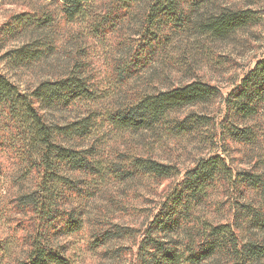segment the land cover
<instances>
[{
	"label": "trees",
	"instance_id": "1",
	"mask_svg": "<svg viewBox=\"0 0 264 264\" xmlns=\"http://www.w3.org/2000/svg\"><path fill=\"white\" fill-rule=\"evenodd\" d=\"M52 1L59 3L69 22L88 24L100 36L117 26L120 15L112 13L121 10L139 19L136 34L141 39L130 47L129 62L118 66L117 80L123 82L153 58L168 54L176 36L194 32L219 41L261 22L259 10L228 6L220 0H113L105 14L96 13L93 0ZM26 23L45 30L54 26L55 17L34 14ZM42 37L7 56L19 65L42 60L54 50L51 39ZM84 66L76 61L66 75L40 81L30 89H23L0 70V142L17 152L20 182L30 179L33 184L32 190L14 199L19 212H31L36 228L16 264H72L53 239L83 227L82 211L70 206L74 196L87 199L101 190L104 181L128 183L138 177L163 180L182 175L175 164L130 151L119 155L120 161L109 158L101 149L105 135L100 132L106 125L119 133L150 130L159 139L195 135L210 141L217 137L224 149L200 158L184 172L145 229L108 221L98 232L101 243L115 237L135 238L139 233L136 264H264V53L224 98L220 120L199 113L177 116L186 107L220 95L216 85L202 80L144 92L117 107L100 109L94 105L109 94L92 81ZM79 103L86 109L84 115L68 122L48 119V112ZM226 140L259 146L255 169L228 162ZM219 188L226 198L214 202L215 211L226 208V213L223 210L217 219L207 208ZM9 245L0 241V262Z\"/></svg>",
	"mask_w": 264,
	"mask_h": 264
},
{
	"label": "rangeland",
	"instance_id": "2",
	"mask_svg": "<svg viewBox=\"0 0 264 264\" xmlns=\"http://www.w3.org/2000/svg\"><path fill=\"white\" fill-rule=\"evenodd\" d=\"M112 1L93 0L92 6L96 13L105 14L113 7ZM220 3L259 10L261 22L219 41L194 32L176 36L168 54L153 58L136 76L123 82L117 80V70L118 66L129 62L130 47L136 46L141 39L136 34L140 23L138 18L124 15L121 10L112 13L113 17L120 15L117 26L106 29L100 36L92 33L88 24L69 22L55 1L0 0V70L23 89H30L40 81L66 75L76 61L83 62L86 74L109 94L108 99L94 105L103 110L117 107L120 102L132 100L144 92L202 80L216 85L220 95L212 101L186 107L177 116L199 113L220 120L225 113L224 98L264 53V0H220ZM42 13L54 15L53 27L36 30L27 25L28 18ZM42 36L50 38L54 47L49 56L26 65L16 64L7 56L37 39H43ZM85 110L79 103L47 115L49 120L68 122L84 115ZM100 133L105 135L101 149L109 158L120 161L119 155L130 151L175 164L182 175L200 158L224 149L223 140L217 137L210 141L195 135L159 139L150 130L119 133L111 132L109 125ZM226 143L230 146L228 162L237 168L255 169L259 146L251 148L230 140ZM0 171V241L6 240L10 244L7 254L1 256L0 264H16L19 258L24 257L28 249L26 239L36 228L31 212H19L14 199L18 194L32 190L33 184L30 179L20 182L17 152L1 142ZM182 175L163 180L138 177L128 183L104 181L100 185L101 190H96L87 199L74 196L70 206L82 211L83 227L73 234L57 236L53 244L65 251L72 264H136L139 233L135 238L115 237L101 243L98 232L107 226L108 221L121 227L145 229L157 212L160 201ZM219 189L212 194L213 204L207 208L208 214L217 219L224 214L223 210L226 213V208L220 209V213L215 211L214 202L226 198L222 188Z\"/></svg>",
	"mask_w": 264,
	"mask_h": 264
}]
</instances>
